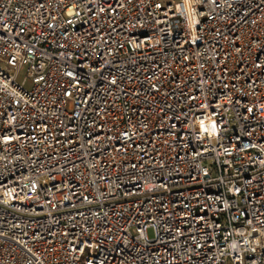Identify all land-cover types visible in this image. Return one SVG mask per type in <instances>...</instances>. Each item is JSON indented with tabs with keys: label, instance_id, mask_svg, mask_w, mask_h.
Instances as JSON below:
<instances>
[{
	"label": "built area",
	"instance_id": "2783aa9c",
	"mask_svg": "<svg viewBox=\"0 0 264 264\" xmlns=\"http://www.w3.org/2000/svg\"><path fill=\"white\" fill-rule=\"evenodd\" d=\"M0 264H264V0H0Z\"/></svg>",
	"mask_w": 264,
	"mask_h": 264
},
{
	"label": "rangeland",
	"instance_id": "374dc122",
	"mask_svg": "<svg viewBox=\"0 0 264 264\" xmlns=\"http://www.w3.org/2000/svg\"><path fill=\"white\" fill-rule=\"evenodd\" d=\"M161 1L164 4H166V3H169V2H171V3H177V2H179L181 0H161ZM14 72L16 73V78H17L18 83L19 84H24V86L27 89H30L32 85H31V82L29 80H27V75H26V73H27V67L25 65H22L19 68H16ZM148 234H149V237L151 239L154 238V231L152 229H150L148 231Z\"/></svg>",
	"mask_w": 264,
	"mask_h": 264
}]
</instances>
